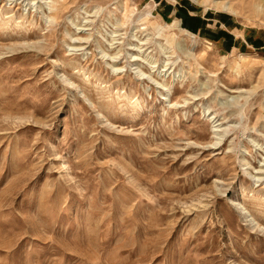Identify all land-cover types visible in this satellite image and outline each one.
Listing matches in <instances>:
<instances>
[{
  "label": "rangeland",
  "instance_id": "1",
  "mask_svg": "<svg viewBox=\"0 0 264 264\" xmlns=\"http://www.w3.org/2000/svg\"><path fill=\"white\" fill-rule=\"evenodd\" d=\"M263 169L264 0H0V264H264Z\"/></svg>",
  "mask_w": 264,
  "mask_h": 264
},
{
  "label": "crops",
  "instance_id": "2",
  "mask_svg": "<svg viewBox=\"0 0 264 264\" xmlns=\"http://www.w3.org/2000/svg\"><path fill=\"white\" fill-rule=\"evenodd\" d=\"M191 21H193V22H197V20H193V19H191ZM192 23V22H191Z\"/></svg>",
  "mask_w": 264,
  "mask_h": 264
},
{
  "label": "bare ground",
  "instance_id": "3",
  "mask_svg": "<svg viewBox=\"0 0 264 264\" xmlns=\"http://www.w3.org/2000/svg\"><path fill=\"white\" fill-rule=\"evenodd\" d=\"M119 70V69H118ZM264 170V169H263ZM261 179V178H260Z\"/></svg>",
  "mask_w": 264,
  "mask_h": 264
}]
</instances>
